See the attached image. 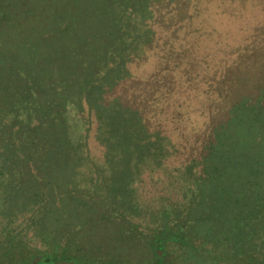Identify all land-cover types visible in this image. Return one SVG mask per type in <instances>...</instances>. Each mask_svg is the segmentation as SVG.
I'll return each mask as SVG.
<instances>
[{
	"label": "rangeland",
	"instance_id": "rangeland-1",
	"mask_svg": "<svg viewBox=\"0 0 264 264\" xmlns=\"http://www.w3.org/2000/svg\"><path fill=\"white\" fill-rule=\"evenodd\" d=\"M26 1L30 9H37L34 15L51 14L48 30L56 13L77 24L84 38L95 37L100 52L83 53L88 68L81 74L92 76L101 64L117 70L110 80L102 77L89 83L85 76L80 85L61 81L58 75L65 68L78 71L82 62L72 60L71 52L60 55L54 50L59 49L54 41L65 43L64 37L42 41L47 54L42 59L27 51L14 58L0 55V264L71 249L75 241L76 251L89 259L120 264L127 258L142 264L152 257L147 243L141 251L124 244L120 235H125L126 221L112 217L121 212L148 234L184 223L189 247L175 245L168 264H213L207 258L212 245H205L206 252L194 253V243L201 244L196 239L198 227L191 217L183 219L194 193L195 161L203 147L197 142L204 139L203 131L228 119L227 110L239 99L256 98L262 92L264 106V0H117L118 9L127 14L125 23L120 18L123 11H114L110 0H55L61 3L58 10L51 0H38L42 6L34 3L37 0ZM128 1L141 5L127 11ZM121 22L127 30L125 45L132 47L124 53L126 58H121L122 45L117 41L121 35L116 24ZM102 30L113 35L104 40ZM147 30H152L151 36ZM137 34L149 37L134 46ZM81 41L77 48L87 46ZM110 43L119 48L113 47L111 56L101 51ZM123 59L129 72L120 77ZM53 60L59 63L56 73L41 74ZM6 62L9 69L3 65ZM30 74L33 77H25ZM38 99L42 106L35 104ZM114 102L122 103L126 112L110 115L116 130L112 133L121 139L114 146L120 155L108 157L100 113L110 112L105 107ZM215 113L220 118L213 124ZM130 129L133 135L160 137L164 158L141 162L121 155ZM55 163L61 166L54 167ZM127 164L132 171L125 170ZM118 191L129 195L128 207L118 199L122 193L114 195ZM129 200L139 211H132ZM227 247L224 255L217 252L220 259L227 260Z\"/></svg>",
	"mask_w": 264,
	"mask_h": 264
},
{
	"label": "trees",
	"instance_id": "trees-1",
	"mask_svg": "<svg viewBox=\"0 0 264 264\" xmlns=\"http://www.w3.org/2000/svg\"><path fill=\"white\" fill-rule=\"evenodd\" d=\"M18 1L20 0H0V46L3 49L0 50V55L7 53V58H14L15 53L27 51L29 54L33 52L41 55L40 58L42 59L47 56L44 49L41 48L42 41L45 39L60 40L61 37H64L67 39L65 43L54 41L55 45L59 46V49L54 50L60 55L71 52L72 60L77 59L82 60V62L79 67H76L78 71L74 68L64 67L63 74L58 75L60 80L73 81V83L80 85L81 78L85 76H87L89 83L93 80H101L102 77L104 80L112 79L117 66L108 69V64H101L99 70L95 71L92 76L87 73L81 74V72H84L82 68H88L85 62L88 58L87 56L84 57L83 53L87 51V53H93L94 55L100 52L95 48V37L93 35L89 34L84 38L81 30L76 28L77 24L70 22V20L60 19L59 14L56 13L52 15V28L48 30L51 14L49 16L45 14L42 17L37 14L36 16L34 13L37 12V9H30L28 7L30 3L22 0L20 7H18ZM110 1L114 11H123L120 13V18L124 20L127 14L123 9H118L117 0ZM15 2L16 5H14ZM34 3L40 5L42 1L37 0ZM50 3L57 10L60 7L59 4H61L55 0H51ZM136 4L141 5L140 3L131 2L127 11L132 6L134 8ZM2 10L6 12V15L2 14ZM29 12H32V15L25 16ZM146 12L151 13L152 10L148 9ZM123 23H125V20ZM116 25H118L119 35H121V39L117 40L122 45V47H119L122 48L119 54L122 53L121 58H126L124 53L132 48L130 45H125L128 43L127 38H125L127 37V30L123 27L122 22ZM147 31L152 32V30ZM151 32L149 36L152 35ZM102 35L105 40L113 33L102 30ZM149 36L144 39L143 34H137L136 40L132 42L134 46L136 44L140 45ZM81 39L85 40L84 43L87 45L84 46L85 48L75 46L76 43L83 44ZM15 46H18V48H15ZM87 47L90 49L88 50ZM113 47L119 49L110 43L106 45V48L103 46L101 51L105 50L103 53L108 52V54H105L111 56L114 54ZM116 59H114V65H118ZM125 61L126 59H123V62H120L121 64L118 66L120 77L122 73L129 72L125 67ZM3 65H7L5 69L10 68L7 62ZM49 65L47 69L44 67L41 70V74L48 70L50 71L49 74L56 73L55 68L59 66V63L53 60ZM22 69H24V64ZM103 71L105 72L103 73ZM31 74L25 77H33ZM30 90L33 89L30 88ZM37 101L38 103L35 101V104L42 106L39 104L41 99ZM262 102V92L256 98L250 95L243 97L238 100L234 107L232 106L231 110H227L229 116L226 121L220 120L214 124L215 120H219L217 117L220 118V115L215 113L212 117L214 126L207 132L203 131L202 133H206L204 139H198L197 142L200 144L199 146L203 145V147L199 158L195 161L194 188H192L194 193L191 194L192 198L187 203L186 213L188 215L183 219L187 221L191 217L190 220H194V226L198 227L196 239H200L201 244L195 246L194 243V253L206 252L208 250L205 249V245L208 244V247L212 245L213 248L209 249L207 258L211 259L213 264H264V106ZM121 104L120 102L110 103L105 109L111 111H107L105 114L100 113L103 124L100 134L102 140L108 146V157H118L120 155V152L115 151L114 146L118 142L117 139H121V136L112 133L116 130L111 128L113 123L110 115L116 112L125 113L126 109ZM254 104L255 109L253 110L252 106ZM127 125H130L128 120ZM140 134L133 135V129L128 131V134L125 135L128 146H125L126 149L122 150L121 155L131 157L133 160L141 159V162L147 157L157 160L164 158L166 151L164 145L160 142V137L157 140L153 139L150 134ZM132 138L133 141L130 142ZM111 142H114V144ZM131 146H136V149H127ZM57 164L61 166V163ZM57 164L55 163L54 167H58ZM124 166L125 170L132 171L130 169L131 164ZM131 173L129 172L128 175ZM110 190L115 191V188L111 186ZM118 192H115L114 195L119 196L122 193L124 196H119L118 199L120 198L123 201V207H128V200L125 197L129 195L125 194L124 191ZM129 202L133 207L132 211H139L131 200ZM103 215L105 216V213ZM115 216L126 221L123 224V234L125 235H120L124 237L125 245L130 244L129 247L141 251L143 245L147 243L145 245L146 249L152 257L142 264H168L169 258L171 255L173 256L172 251L175 250V245L184 250L189 247L190 242L186 238L187 229L184 223L178 224L177 228L158 227L148 234L142 232L139 225L132 223V219L127 212L116 213L112 217ZM106 217L109 218L108 215ZM76 242L72 243L71 249L67 247L63 251L55 249L54 252L29 255L18 260L16 264H105L101 262L103 260L100 258L89 259L85 253L77 252L79 250L75 248ZM227 246L230 247L227 260L220 259L217 252L224 255L226 253L224 249L228 248ZM120 262V264H133L127 258Z\"/></svg>",
	"mask_w": 264,
	"mask_h": 264
}]
</instances>
